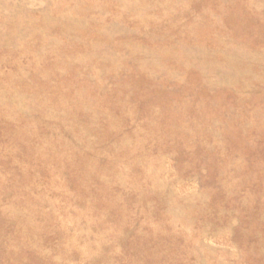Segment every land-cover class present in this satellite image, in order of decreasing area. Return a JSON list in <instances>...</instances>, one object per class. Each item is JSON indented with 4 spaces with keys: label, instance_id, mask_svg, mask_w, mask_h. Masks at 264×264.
Instances as JSON below:
<instances>
[{
    "label": "rangeland",
    "instance_id": "rangeland-1",
    "mask_svg": "<svg viewBox=\"0 0 264 264\" xmlns=\"http://www.w3.org/2000/svg\"><path fill=\"white\" fill-rule=\"evenodd\" d=\"M0 264H264V0H0Z\"/></svg>",
    "mask_w": 264,
    "mask_h": 264
}]
</instances>
